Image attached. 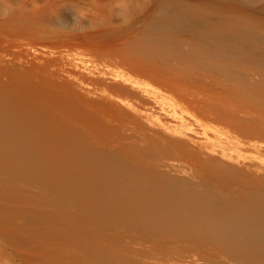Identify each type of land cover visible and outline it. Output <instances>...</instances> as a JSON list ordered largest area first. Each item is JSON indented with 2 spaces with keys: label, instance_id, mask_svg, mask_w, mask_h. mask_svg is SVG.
<instances>
[{
  "label": "bare ground",
  "instance_id": "1",
  "mask_svg": "<svg viewBox=\"0 0 264 264\" xmlns=\"http://www.w3.org/2000/svg\"><path fill=\"white\" fill-rule=\"evenodd\" d=\"M2 6L0 4V15L4 14ZM163 6L165 21L161 27L164 32L152 33L153 26L148 27L151 33L143 38L146 46L148 43L154 46L152 52H161V57L166 54L165 50L175 48L172 51L175 52L178 48L179 40L169 38V33L184 27L197 29V38L191 40L196 44L200 42L204 50L213 47L220 50L219 53L223 51L222 54L235 57L251 54L257 34H254L251 18L248 19L252 26L248 21L240 25L236 22L235 26L230 20L233 18L226 13L225 23L221 25L217 20L220 25L213 28L216 19L222 16L216 17L217 14L214 16L210 11L213 15L210 16L216 17L210 28L207 25L210 17L202 10L205 7L201 9L179 2ZM190 44L194 47L193 42ZM147 47V50L152 48ZM192 48L187 50L197 55ZM214 49H210L212 53ZM2 53L0 172H5L6 178L0 181V225L4 223V228L0 229V264H153L138 254L136 246L127 244L129 239L138 237L157 240L169 253L179 249L189 256L198 254L192 252L193 246L197 250L204 249L206 264H264L263 164L260 172L255 169L244 174L236 169L241 167L219 163L218 157L212 155L215 146L209 145L208 140L205 144L198 141L200 136L198 138L191 127L190 120L173 112V108H169L172 112L168 114L165 108L167 113L161 107V111L157 109V105L156 108L151 104L145 106L148 100L139 95L142 86L135 89L130 85L132 90L129 89L124 85V81L133 82L126 79L128 77L122 78L115 72L112 81L119 80L106 83V78L111 79L108 69L106 78L98 74L89 79L85 72L68 68L77 66L74 59L73 62L66 58V65L63 56L49 59L40 58L36 53L38 55L32 56L38 58L31 59L22 51L20 53L26 55L22 54L24 58L18 53L16 58L9 59L10 55L6 59ZM201 57H197L199 62ZM57 58L60 61L55 60ZM123 58L126 64L127 57ZM113 69V72L117 70ZM89 72L92 71L89 69ZM142 112L147 114L153 127L146 126L149 120L142 119L145 125L139 119ZM178 158H186L195 170L210 167L215 178L234 179L242 185H199V172L193 175L195 180L170 175L168 167L175 169ZM162 166L169 171L160 169ZM21 175L29 180L24 182L23 179L24 185L28 182L32 186L23 187L19 179L13 180ZM8 176L13 177L17 191L19 187L21 190L32 187L33 192L40 189L41 196L38 192L31 193L36 194L34 200L40 198V202H35L31 195L23 200L29 199L32 204L27 202L31 206L36 203L35 208L38 203L39 209H45L46 214L36 213L39 209L33 206L37 217L30 216L31 219L26 220L33 210L28 203L29 208L27 205L28 209L25 208L26 201L22 198L19 203L24 208L17 207L16 204H20L16 202L19 200L16 193L20 197L24 194L21 190L15 193L10 186L12 182L6 183ZM11 198L16 202L12 203L14 211L16 207L22 214L30 209L31 212L24 214L27 218L23 221L13 223L9 220V224L5 218L11 214L7 213ZM41 198L46 201L44 205H41ZM167 258L164 264H194L179 256Z\"/></svg>",
  "mask_w": 264,
  "mask_h": 264
},
{
  "label": "rangeland",
  "instance_id": "2",
  "mask_svg": "<svg viewBox=\"0 0 264 264\" xmlns=\"http://www.w3.org/2000/svg\"><path fill=\"white\" fill-rule=\"evenodd\" d=\"M170 2L186 3L199 8L201 7V9L205 7L209 13L205 8L202 10L210 17L209 24H207L210 28L213 26L211 24H214L213 21L219 14V16H222V19H224L227 18L224 16L228 13L227 15L233 18H230V20L234 25L236 22L240 25L246 23L244 21H248V23L253 21V29L255 28L254 34H257L256 36L254 35L256 38L254 39V48H252L251 54H238L237 57L232 55L227 56L229 54L224 52V55V53L222 54L223 51L219 53L220 50L216 51L213 47H210V49H214L215 51L212 53V50L207 49L204 45V48L208 50L205 49V51L203 45L200 46V42L197 43L198 45L200 44L198 47L196 46V42L193 41L198 36L196 32L197 29L186 27L174 30L172 33L170 32L173 38L169 33V38L179 40L176 47L179 48V44L182 46L179 50L178 48L175 50L177 55L174 54L175 52H172L175 48H169L168 50L170 53L168 50H165L166 54L161 57V52L155 50L152 52L154 46L150 43H148L147 46L152 48L147 50L148 47L146 46V42L143 41V38L147 33H151L149 28L152 26V33H159V30L164 32L161 27L165 21L163 14L165 9L163 5ZM0 4L3 5L1 11L4 12V14L0 15V19L2 20L0 22V51L4 50L3 53H0H2L1 55L3 58L5 57L8 59L10 55L11 57L9 59L13 58L12 56L16 58L18 53L22 51L30 56L20 53L21 57L24 58V56H26L31 59L34 57L32 55L36 53L39 54L36 55L40 58L49 57V59H52V57L58 56V58L60 57L61 59V56H63L65 63L66 60H76L77 66L68 65L70 66L68 67L69 69L75 67L74 69L76 71L81 73L85 72L89 79L98 74L104 79V77H107L106 74L108 75L109 73L108 76L111 77V79L106 78L108 81L105 82L115 83V79L119 80L115 78L113 79L114 81H112L115 72L116 74H120L119 76L122 78L128 77L126 79H132L133 82L124 81L125 84H123L129 89L131 86H133L132 88L135 87V89H140L139 87L142 86L139 90V92L141 91L139 95L141 94L140 97L143 100H148L145 106L151 104L156 108L157 105V109L159 108L161 111V107L164 113H167L169 108H173V112L175 110L176 114L190 120L191 127L198 133V138L199 136L201 138H199L198 141L200 140L199 142L202 141L204 144L209 141V145L216 147H213L214 151L212 155L218 157L219 163L226 162L233 165L235 168L241 167V171V168L236 169L243 173L245 171L249 173V170L254 172L255 169V172H257V170L260 172L259 168L264 165V0H0ZM210 11L213 15L217 14L214 19ZM229 11L231 12L230 14ZM222 13H225V15ZM248 18H251L252 21ZM211 19L213 20L211 21ZM219 19L220 17L216 19V23L217 20L221 22V25L222 22L225 23V19L223 21ZM218 24L219 22L214 24L213 28L216 27V25H220ZM250 25L252 26L251 23ZM189 41L194 43V47L193 44H190L192 42ZM138 42L140 44L141 42L143 43L138 45ZM142 46L144 48H142ZM187 48L195 50L197 55L190 49L188 51ZM34 49L37 50L34 51ZM182 49L183 51L180 52ZM192 52L194 54H192ZM13 53L16 54L12 55ZM180 53H182V55H178ZM199 53L200 55H198ZM167 54L168 56H166ZM186 54L189 55L186 56ZM170 55L174 56L173 59ZM201 55L204 59L201 57L202 61L200 60V63L199 59ZM38 56L36 58H38ZM185 56L186 58L188 57V60ZM196 56L199 59H197ZM123 57H127V65L124 63L126 58L124 59ZM182 57L185 59H182ZM36 58L34 57V59ZM58 58L55 60L60 61ZM122 58L124 60H122ZM174 58H178V60L181 61L174 60ZM196 59L198 62H196ZM119 60H122V62L120 63ZM140 61L141 63L138 65ZM129 62H132L131 65H129ZM67 64L68 63H66V65ZM80 64L82 66H80ZM64 65L63 67L66 68L67 66ZM137 66L139 69L136 68ZM91 67H93V70ZM104 67L105 69H103ZM113 68L117 70L115 71ZM120 68L121 70H119ZM140 68L143 70L140 71ZM145 68H147L146 71ZM89 69L92 72L94 71L93 74L89 72ZM106 69L109 70L108 73ZM104 70L106 73L103 72ZM146 72H150V74ZM120 80L123 81V79ZM121 92L123 93V91ZM136 92L138 93V91ZM148 93L152 98L149 97L150 95ZM143 94H145V96H143ZM158 102L161 103V106ZM165 106H167L168 109ZM171 112L168 114H171ZM141 114L139 119L142 123H145V125L148 123L146 126L150 124V127L153 123L147 118V114H145V112ZM142 119L146 122L149 120L151 123H146ZM151 127H153V125ZM210 142L212 144H210ZM175 162L178 163V165L176 164V167H174L177 170H172L171 168L173 167H168V169H170L169 171L167 167L164 166L160 167V169L165 168L164 171H169L170 175H177L180 178H190L192 180H195L193 175L199 172L201 174L197 177V179L201 180L199 185H217L223 187L241 184L240 182L237 183V180L234 181V179L230 178H226V180L218 176L215 178L211 175L212 169L210 167L195 170L194 166L190 165L186 158H178ZM254 163L256 166H254ZM215 171L213 170V172ZM261 171H264V166L261 168ZM4 173L0 172L1 182L6 178ZM12 178V176H8L6 183L10 184L12 182V184H10L11 188L15 190V193L19 192L21 187H19L17 191L16 189H18V187L14 186L15 183L12 181ZM16 179H19L18 182L21 183L23 187H25L26 184H28L26 187L31 185V183L30 185L28 183L29 180L25 179L24 176L22 177V175L21 178H13L15 182H17ZM23 179L24 182L28 181L25 185ZM31 188H23V190H21L24 194H21L23 197H20L19 193H16L19 199L16 202L21 203L22 201H20V199H26L27 195L34 197L32 198L33 200L36 199V194L32 195L31 193L38 192L37 195L41 194L40 189L38 191L37 188V190L33 188L35 191L33 192ZM25 190H29L28 192L26 191L28 194ZM39 197H37V199ZM8 200L11 204L16 203L12 198ZM39 200L40 198L38 201H34L40 202ZM25 201L26 203L23 204L24 206L30 202L29 199ZM43 202L41 198V205H44ZM9 203H7V207L10 210L7 208V213L10 214L11 212V214H7L8 217L6 216L5 218L6 223H8L7 221L9 220L13 221V223H18L21 220L23 221L27 218L24 214L27 213L28 215L33 206L34 209L40 208L38 203L35 208L36 203L31 206L30 204H32V202H30V204L28 203L31 208L30 211H25L26 213L22 214L23 212H21V209L15 207L14 209L16 210L14 211L12 209L14 204H10V206ZM16 205L17 207L19 206V208L22 207L21 204ZM29 205H27L28 208ZM24 206L22 208H24ZM44 207L41 206L42 209ZM25 208L27 207L25 206ZM34 209H32L34 213L31 212L32 215L29 214V218L26 220L37 217L36 213L38 212H41V215H44L42 214L44 212L46 214V211H44L45 209L43 211L40 209L39 211L35 210L37 211L36 213ZM49 210L51 211L52 209L49 208ZM16 211H19L21 214ZM16 213H19L21 218L17 217L19 215ZM13 214L17 215H15L17 219L13 217ZM11 221H9V224H11ZM1 228H4V223L0 225V229ZM124 240L127 241L128 239H123V241ZM131 243L136 246V250L141 257L146 258L153 264H164V261H166L169 256H179L182 260H190L194 264L207 263L205 250H197L195 246H193L191 250L198 254L186 256V253L179 249L176 252L169 253L167 248L163 247L157 240L153 242V240L148 237L129 239L127 244ZM155 260L156 262H154Z\"/></svg>",
  "mask_w": 264,
  "mask_h": 264
}]
</instances>
